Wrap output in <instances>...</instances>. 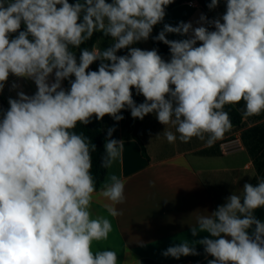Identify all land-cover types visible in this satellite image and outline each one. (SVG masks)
<instances>
[{"label": "clouds", "instance_id": "1", "mask_svg": "<svg viewBox=\"0 0 264 264\" xmlns=\"http://www.w3.org/2000/svg\"><path fill=\"white\" fill-rule=\"evenodd\" d=\"M173 2L0 0V92L10 75L31 79L37 88L34 95L20 91L9 98L0 117V264H117L115 251L92 250L113 230L110 219L94 215L92 203L94 196L106 198L107 213L118 216L125 181L113 174L97 191L96 146L75 131L78 124L105 115L119 122L127 108L133 118L155 113L174 128L163 131L169 143L195 137L211 146L232 127L226 105L243 101L245 117L264 113V0H226L221 18L202 14L195 28L164 24L153 39L169 46L168 61L156 49L131 47L150 38ZM219 3L211 0L208 8ZM94 32L110 36L112 45L84 48L77 60L73 49ZM168 33L188 38L169 40ZM121 49L128 54L118 56ZM96 61L98 70L88 71ZM133 88L143 103L134 101ZM114 131L107 130L105 169L124 152L125 143L111 138ZM261 208L264 179L245 183L214 211L196 216L191 235L208 236L184 239L162 255H199V244L213 257L208 264H264V222L255 215Z\"/></svg>", "mask_w": 264, "mask_h": 264}, {"label": "crops", "instance_id": "2", "mask_svg": "<svg viewBox=\"0 0 264 264\" xmlns=\"http://www.w3.org/2000/svg\"><path fill=\"white\" fill-rule=\"evenodd\" d=\"M165 12L161 22L162 30L164 24L177 26L181 21L190 22L195 28L201 26L202 14L208 20L221 18L226 12V0H220L219 5L211 10L202 7L197 1H187L165 9ZM204 26L210 31L214 30L211 25ZM153 33L154 30L151 36ZM96 34V48L105 50L112 45L110 36H105L102 32ZM151 36L147 41L137 42L131 47L155 49ZM166 38L181 40L188 37L168 33ZM75 54L79 60L80 53ZM127 54L128 49L117 52L118 56ZM99 64L100 61L94 62L88 71L98 70ZM14 83L18 87L13 88ZM62 86L68 89L69 81L64 80ZM20 91L31 96L37 88L31 79L10 75L0 92V99L7 110L10 107L9 98L17 99ZM132 93L137 104L144 102L145 98L138 95L134 88ZM232 106L242 116L241 124L232 126L222 139L211 146L195 137L187 143L179 139L169 143L163 131L165 127L173 132L175 129L159 123L156 114L145 118L138 131V141L134 137L138 118H133L129 109L121 111L124 119L119 122L105 115L102 119L105 138L107 130L115 127L111 138L125 143L122 159L108 170L105 182L113 174L122 178L125 181V202L115 205L120 214L111 217L105 207L111 202L94 196V215L106 216L113 228L107 240L93 242L94 252L115 251L118 256L117 264H142L145 260L156 264H201L211 258L199 244L196 248L200 254L195 256L175 259L165 257L162 253L184 239L192 241L208 236L203 232L196 237L191 235L189 228L195 224L196 216L205 210L208 213L214 211L233 192L238 193L245 183L255 185L260 179H264V113L245 117L242 114L243 101Z\"/></svg>", "mask_w": 264, "mask_h": 264}, {"label": "trees", "instance_id": "3", "mask_svg": "<svg viewBox=\"0 0 264 264\" xmlns=\"http://www.w3.org/2000/svg\"><path fill=\"white\" fill-rule=\"evenodd\" d=\"M187 1H197L199 2L202 7L207 8L208 4L211 3V0H177L174 1L173 3H171L170 5L166 6L165 9H170L173 8L176 5H179L181 3L187 2ZM76 0H69V3H75ZM106 2L111 3V0H106ZM59 7V6H58ZM21 30H24V26L22 25ZM154 33L151 36V41L152 44L154 46V48L158 51V54L161 55V57L165 60L168 61L170 60V50H169V46L165 45L164 43L160 42V41H156L153 39V37H155L156 35H158L161 31H162V26L161 23L157 24L156 26H154L153 28ZM13 37L16 34H12ZM96 37L97 34L96 32H94L93 36L91 39H89L88 41H86L84 44H82L80 46V49H73V51L75 52H79L84 49V48H88L91 49L92 47H94L95 42H96ZM2 114L3 112L7 111L6 107H0ZM226 112H228L230 119H231V123L232 126H239L241 124L242 121V116L240 115V113H238L235 108L232 105H226L225 109ZM155 113H150L148 115H146L144 117L143 120L137 119V124H136V128L134 131V137L139 141V135H138V131L140 129V127L142 126L145 118L149 115H153ZM75 131L77 132H83L87 137L90 138L91 142L93 144H95L96 146V151L92 154L93 157V167H92V174L94 176V179L96 181V187H97V191L100 190V188L104 185V182L106 180V176L108 174V170L109 169H105L103 167H101V156L104 154V145L106 142V138L103 134L102 131V120H96L95 117L92 118V122L89 123L88 125H77V128L75 129ZM143 151L146 154V150L143 147ZM255 215L258 219H260L262 222H264V208L261 209H257L255 212ZM213 259V257L209 258L208 260ZM208 260L204 261L201 264H208ZM142 264H156L153 261L150 260H145L143 261Z\"/></svg>", "mask_w": 264, "mask_h": 264}, {"label": "water", "instance_id": "4", "mask_svg": "<svg viewBox=\"0 0 264 264\" xmlns=\"http://www.w3.org/2000/svg\"><path fill=\"white\" fill-rule=\"evenodd\" d=\"M0 106H2V107L4 106L3 103H2V101H1V99H0Z\"/></svg>", "mask_w": 264, "mask_h": 264}]
</instances>
